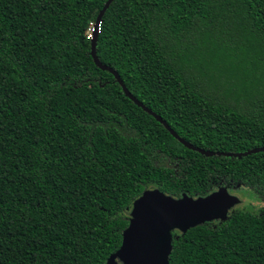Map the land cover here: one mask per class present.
<instances>
[{"label": "trees", "instance_id": "obj_1", "mask_svg": "<svg viewBox=\"0 0 264 264\" xmlns=\"http://www.w3.org/2000/svg\"><path fill=\"white\" fill-rule=\"evenodd\" d=\"M104 2L0 0V264H105L149 187L246 195L168 264H264V151L198 153L129 100L89 54ZM95 54L191 145L264 147V0H112Z\"/></svg>", "mask_w": 264, "mask_h": 264}, {"label": "water", "instance_id": "obj_2", "mask_svg": "<svg viewBox=\"0 0 264 264\" xmlns=\"http://www.w3.org/2000/svg\"><path fill=\"white\" fill-rule=\"evenodd\" d=\"M111 1L105 0L96 14L92 23L94 29ZM94 29L89 39V54L93 63L101 70L110 72L123 94L162 124L184 147L204 155L222 154L233 157L264 151V147H256L236 153L212 152L195 147L180 138L158 115L128 92L113 69L97 60L95 54L97 32ZM238 202L239 199L224 188L215 189L204 196L189 197L182 194L175 198L155 187H149L142 191L127 208V225L121 232L119 247L106 258L105 264H168L171 231L183 232L200 223L222 219Z\"/></svg>", "mask_w": 264, "mask_h": 264}, {"label": "rangeland", "instance_id": "obj_3", "mask_svg": "<svg viewBox=\"0 0 264 264\" xmlns=\"http://www.w3.org/2000/svg\"><path fill=\"white\" fill-rule=\"evenodd\" d=\"M231 193L233 194V195H235L238 199H239V202H238V204H236L234 207H236V208H243V206H242V202H240V199L242 198V200L246 197V195H245V193L243 192V189H241V188H238V189H233L232 191H231ZM252 197V196H251ZM248 205H250V204H245L244 205V207H246V206H248ZM247 210H249V211H256L257 210V207L256 206H254V207H251V206H248V208H247ZM231 211V210H230ZM229 211V212H230Z\"/></svg>", "mask_w": 264, "mask_h": 264}, {"label": "built area", "instance_id": "obj_4", "mask_svg": "<svg viewBox=\"0 0 264 264\" xmlns=\"http://www.w3.org/2000/svg\"><path fill=\"white\" fill-rule=\"evenodd\" d=\"M92 23H93V22H90V23H89V26H88L87 30L85 31L86 37H87L88 39L91 38V33H92V30L94 29V28L92 27ZM99 23H100V21L97 22L96 28L94 29L96 32L99 31Z\"/></svg>", "mask_w": 264, "mask_h": 264}, {"label": "flooded vegetation", "instance_id": "obj_5", "mask_svg": "<svg viewBox=\"0 0 264 264\" xmlns=\"http://www.w3.org/2000/svg\"><path fill=\"white\" fill-rule=\"evenodd\" d=\"M231 191H232V190H228V192H229L230 194H232ZM233 208H234V207H233ZM233 208H231V209H233ZM231 209H230V210H231ZM230 210H229V211H230ZM229 211H228V212H229Z\"/></svg>", "mask_w": 264, "mask_h": 264}]
</instances>
